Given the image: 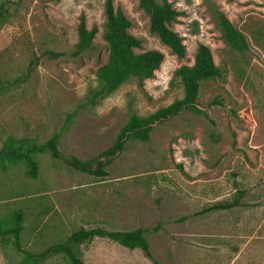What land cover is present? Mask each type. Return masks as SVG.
<instances>
[{"label":"rangeland","instance_id":"obj_1","mask_svg":"<svg viewBox=\"0 0 264 264\" xmlns=\"http://www.w3.org/2000/svg\"><path fill=\"white\" fill-rule=\"evenodd\" d=\"M167 1L179 13L170 28L182 38L184 57L149 32L137 0H113L141 40L135 51L158 50L162 62L153 77L128 80L65 127L107 59L104 0H0V149L8 137L43 143L59 134L61 154L37 155L35 179L21 164L0 170V217L23 212L24 249L40 253L79 228L159 224L146 238L161 264H264V0ZM213 6L242 33L247 51L224 43ZM81 14L87 29L96 27L94 46L72 57ZM198 44L221 68V78L200 86L197 104L208 118L185 111L155 125L148 142L128 140L105 176L67 165L69 155L87 160L113 144L131 114L146 116L181 98L173 72L193 63ZM238 190L245 206L192 215ZM75 250L83 264H152L139 250L101 237ZM0 264H24L11 239L0 241ZM41 264L69 263L53 254Z\"/></svg>","mask_w":264,"mask_h":264},{"label":"trees","instance_id":"obj_2","mask_svg":"<svg viewBox=\"0 0 264 264\" xmlns=\"http://www.w3.org/2000/svg\"><path fill=\"white\" fill-rule=\"evenodd\" d=\"M137 2L139 8L148 16L149 32L167 46L171 54L183 58L185 46L182 38L170 28L179 13L167 0H137ZM211 11L224 43L239 53L247 51L248 44L242 33L217 7L213 6ZM103 16L102 38L107 46L106 62L99 66L95 72L96 86L87 92L84 101L66 114L65 127L81 109L94 106L100 99L113 93L128 80L137 79L141 82L153 77L154 71L159 68L162 62L163 54L158 50L135 51L141 48V40L128 31L131 23L121 9L114 8L113 0H104ZM95 33L96 27L87 29L85 17L81 14L77 25V39L70 55L78 57L91 50L94 46ZM47 54L55 58L63 55V53L52 51H47ZM173 78L182 88L181 98L146 116L131 114L127 122L120 128L113 144L87 160L69 155L66 158L67 165L73 170L90 175L105 176L107 175L105 167L123 152L128 140L148 142L150 132L155 125L165 123L185 111L208 118L206 111L197 104L200 86L203 82L221 78V68L215 64L210 49L204 44H198L193 55V63L177 67L173 72ZM58 141L59 134L53 135L43 143L25 137H8L0 149V170L5 171L7 165L21 164L24 167L25 176L35 179L39 172L37 155L48 154L53 159L61 158ZM243 195L244 191L238 190L231 199L212 203L192 215L204 216L212 212L229 211L245 206L242 202ZM186 218V216H182L176 221H184ZM23 220L24 215L20 209L13 211L6 218L0 217V241L11 239L24 264H41L43 258L53 254H63L69 264H83L75 247L87 244L96 237L106 238L129 250H139L152 264H161L153 256L146 238L148 233L159 230V224L131 230L102 227L79 228L72 231L64 240L50 244L40 253H33L21 245L20 233L23 228Z\"/></svg>","mask_w":264,"mask_h":264}]
</instances>
